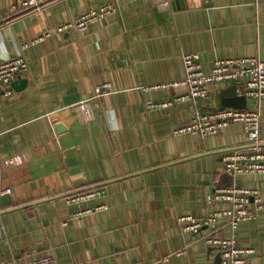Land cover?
<instances>
[{"label": "crops", "instance_id": "0c3cea01", "mask_svg": "<svg viewBox=\"0 0 264 264\" xmlns=\"http://www.w3.org/2000/svg\"><path fill=\"white\" fill-rule=\"evenodd\" d=\"M22 1L0 0V47L8 52L0 59L22 54L29 65L9 95L0 90V188L11 189L0 197V264L45 254L57 264H221L203 242L207 229L182 233L176 217L222 208L206 197L220 185L264 198V175L224 171L221 154L247 145L239 122L203 138L173 130L196 110L218 108L220 92L234 83L212 84L207 97L162 110L146 102L184 87L137 86L183 78L186 52L199 54L205 72L221 58L264 60V0H40L31 11ZM105 2L116 11L87 30H54ZM46 29L49 37L31 43ZM103 83L111 92L95 95ZM253 104L246 97L244 107ZM110 110L118 117L112 128ZM94 187L101 197L66 199ZM99 202L107 207L78 214ZM234 237L255 250L245 264H264V210L241 221ZM183 246L186 253L176 254Z\"/></svg>", "mask_w": 264, "mask_h": 264}, {"label": "built area", "instance_id": "2783aa9c", "mask_svg": "<svg viewBox=\"0 0 264 264\" xmlns=\"http://www.w3.org/2000/svg\"><path fill=\"white\" fill-rule=\"evenodd\" d=\"M164 2L166 0H163ZM207 2L209 0H201ZM24 9L36 10L41 6L40 0H23ZM116 7L112 2H105L91 7L77 16L58 23L54 30L58 33L70 31L83 32L95 22L101 21L113 14ZM51 31L43 30L31 40L40 42L49 37ZM26 45V44H24ZM23 45V46H24ZM185 74L179 80L156 82L137 86L140 90H154L167 87H184L182 92L173 94L163 100L148 101V110H162L179 102H195L207 97L211 92V85L232 82L236 85L238 95L253 99L251 107L212 108L204 111L196 110L192 116L173 130L174 135L190 133L200 137L217 134L230 123L239 122L243 125L247 145L229 149L221 154L224 171L236 176L241 174L264 175V138L260 134L261 116L264 109V60L259 56L238 58H221L214 61L213 68L205 72L199 61L197 52H186L181 55ZM29 65L22 54L8 59H0V90L5 95L12 92L11 84L20 75H27ZM238 84V85H237ZM111 92L110 84L103 83L95 87V95ZM81 109L90 114L86 102L80 103ZM9 187L0 188V197L9 194ZM103 190L98 187L89 188L66 196L67 201L78 202L99 198ZM209 203H221L224 206L207 215L185 214L176 217V224L180 232L198 233L207 229L203 235V242L207 246L216 248L221 264H245L249 256L254 254L252 247L240 246L234 237V232L243 220L255 218L264 210V198L257 189L242 185L230 184L214 187L207 194ZM107 205L99 202L91 208H86L78 214L104 210ZM223 226H227L233 234L225 236ZM2 225L0 223V235ZM186 246L178 249L176 254H185ZM15 264H57L51 254H45L27 262L16 261ZM77 264H89L80 262Z\"/></svg>", "mask_w": 264, "mask_h": 264}, {"label": "water", "instance_id": "95a60500", "mask_svg": "<svg viewBox=\"0 0 264 264\" xmlns=\"http://www.w3.org/2000/svg\"><path fill=\"white\" fill-rule=\"evenodd\" d=\"M220 97L221 102L218 106L219 109L224 108L225 106H231L234 108L244 107L246 99L244 95H238L235 84L222 90L220 92Z\"/></svg>", "mask_w": 264, "mask_h": 264}, {"label": "clouds", "instance_id": "9594fccd", "mask_svg": "<svg viewBox=\"0 0 264 264\" xmlns=\"http://www.w3.org/2000/svg\"><path fill=\"white\" fill-rule=\"evenodd\" d=\"M0 40H2V37H0ZM8 55V52L3 48L0 47V58H6ZM113 120H118V117L115 113L114 110H110V112L108 113V117H107V122L110 128H112V122ZM113 130H118V128L113 129Z\"/></svg>", "mask_w": 264, "mask_h": 264}]
</instances>
